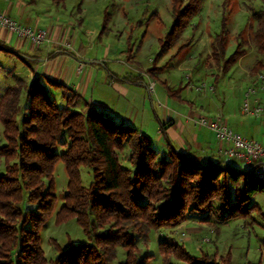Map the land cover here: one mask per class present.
<instances>
[{
    "label": "trees",
    "instance_id": "obj_1",
    "mask_svg": "<svg viewBox=\"0 0 264 264\" xmlns=\"http://www.w3.org/2000/svg\"><path fill=\"white\" fill-rule=\"evenodd\" d=\"M202 2L170 0L171 24L157 40L161 54L181 39ZM224 15L212 50L216 62L222 64V75L246 53L242 48L245 41L238 42L233 53L224 58L228 44ZM250 18L257 22L254 40L263 57L256 65L264 68V11L254 10ZM104 21H109V15ZM237 38L241 41L239 35ZM190 40L185 39L175 54L187 51ZM0 52L17 56L29 69L38 62L2 44ZM55 56L51 54L49 59ZM157 60L158 55L151 68L143 72L149 79L157 78L154 72L165 68L157 67ZM11 75L14 83L0 95L4 140L0 144L4 168L0 174V264H150L153 256L139 257L137 241L146 244L151 232L173 230L189 216L209 219L208 224L216 229L235 220H241L245 227L255 223L252 214L257 205L251 201L264 191V183L254 172L219 161L203 165L194 162L190 155L171 146L165 132L168 123L159 121L167 150L158 153L137 128L99 110L75 89L46 77L27 83ZM141 77L137 74L118 80L141 85ZM159 83L168 97L181 91L180 87L171 91L166 83ZM56 92L63 105L55 98ZM79 103L83 109H77ZM125 146L130 168L124 169L119 153ZM59 162L68 181L55 223L74 219L86 241L63 250L55 246L57 255L50 260L41 247V230L57 203L53 171ZM83 168L91 174L86 187L81 184ZM157 246L161 264H174L172 259L180 264H231L230 254L216 258L215 250L209 249L194 255L170 235Z\"/></svg>",
    "mask_w": 264,
    "mask_h": 264
},
{
    "label": "rangeland",
    "instance_id": "obj_2",
    "mask_svg": "<svg viewBox=\"0 0 264 264\" xmlns=\"http://www.w3.org/2000/svg\"><path fill=\"white\" fill-rule=\"evenodd\" d=\"M8 1L18 2L19 7L16 10L22 8L20 11L22 10L27 20L32 22L26 21L27 23L23 24L11 17L10 19L19 26L44 32L47 39L40 45H33L25 38L22 40L38 50L41 47L44 55L42 58H49V55L54 53L55 55L68 53L80 59L77 67L79 63L83 64L81 77H84V81L90 78L88 88L84 84L83 91L80 92L82 98L86 101L91 98V102L99 110L107 112L117 121L137 128L148 137L150 145L158 153L162 152L160 150L162 144L159 136L160 124L156 116L162 121V111L167 107L166 103H169V106L171 103L175 104L169 99L164 103L162 95L160 97L152 95L154 86L151 88L149 84L153 82L157 89L161 88L159 83L161 78H155L148 83V77L143 75L147 87L122 82L113 89V81L133 77L139 74L137 69H150L153 58L158 55V65H165V68L162 72L155 71L154 75L164 74L166 85L171 91L181 88L177 96H172L173 99L181 100H178V103L186 105V102H183L185 88L196 89L204 85L196 94L199 100L203 101L205 105L203 108L213 114L221 112L227 102L225 109L228 111L233 108L239 116L241 93L243 94L247 86L256 84V75L264 74V68L256 65L263 59L254 40L257 22L250 18L254 10L264 11V0H203L200 12L190 20L181 39L163 54L159 51L157 40L171 24L170 0H64L58 4L54 3V0ZM186 1L184 0L185 3ZM224 13L227 18L228 34L224 58L233 53L238 42L245 41L242 48L246 53L222 75V64L216 62L212 50L215 47L213 38L220 30L221 17ZM106 15H109L108 22L104 21ZM35 20L38 22L33 23ZM238 35L241 41L238 40ZM188 38L191 39V49L175 54L181 43ZM15 59L17 58L0 52V95L4 88L14 83L11 75L13 72L15 77L24 80L27 78L26 69H30L19 59ZM118 75L122 77L119 78ZM25 81L29 83L28 80ZM57 93L55 98L63 105L64 101H61ZM191 97L196 96L192 94ZM21 104L24 106L23 98ZM77 109H83L82 103H79ZM1 132L0 126V144L4 142ZM57 150L60 152L61 147L59 146ZM128 155L129 151L125 146L119 153L120 163L124 169L130 168ZM233 164L249 171L247 165ZM3 171V163L0 162V174ZM80 171L81 184L86 187L91 180V174L85 168ZM53 174L57 203L50 220L41 230V247L46 259L50 260L57 255L55 246L63 250L70 244L78 245L86 241L74 219L61 224L55 223V214L63 204L62 196L66 191L68 179L61 162L56 164ZM257 184L260 188L263 187L258 180ZM251 202L257 205L255 215L252 214L255 219L253 224L244 227L241 220H235L226 224L228 228L219 226L216 229L208 224L211 222L209 219L192 215L173 230L161 229L159 232H151L146 244L137 241L138 255L139 257L152 255L153 259L149 263L161 264L157 245L162 238L170 235L191 254L199 255L200 252H208L210 249L212 252L215 250L216 258L230 254L232 260V253L235 252L240 255L235 264L254 262L257 264L261 260L259 254H262L264 246V191L256 194ZM171 261L180 264L174 259Z\"/></svg>",
    "mask_w": 264,
    "mask_h": 264
},
{
    "label": "crops",
    "instance_id": "obj_3",
    "mask_svg": "<svg viewBox=\"0 0 264 264\" xmlns=\"http://www.w3.org/2000/svg\"><path fill=\"white\" fill-rule=\"evenodd\" d=\"M18 5H19L18 2L13 3V1L0 0V12L13 18L18 23L26 24L27 22H32V20H27L28 18L23 13L22 10L20 11V9L22 8H20L19 11L16 10V8L19 7ZM37 22L38 20H35L33 23H37ZM0 44H2L8 50L18 53V55L20 56L28 57L30 59H39V62L35 63L33 67L30 68V70L26 69L25 76L27 78L25 80H28L30 82L35 77H43V78L46 77L59 81L65 84L66 86L75 89L78 93L83 91L84 84L86 88H88V85L90 83L89 80L90 78H87L84 81L83 80L84 77L83 76L81 77V72L77 71V63L78 60L81 61L80 59L75 58L69 55L68 53L56 54V56L52 59L44 58V57L42 58V56L44 55H42V51L40 50L41 47H39L38 50L30 43H27L26 41L18 38L15 34L10 33L7 29L1 27H0ZM189 49H191L190 45L187 51H189ZM10 56L11 58H17V56H12V55ZM77 57L81 58L79 55H77ZM156 66L162 67L158 65V60ZM137 71L139 74H142L141 78H143L144 75L143 72L145 70L137 69ZM9 72L10 71H7V73ZM12 74L14 75L15 73L13 72ZM164 76L165 75L161 73L160 75H157V78H161V81H165L166 77ZM117 77L121 78L122 76L118 75ZM147 80L149 83L151 82L152 79L148 78ZM120 83L122 82L119 80L113 81L112 82L113 89L114 87L117 88V86H119ZM164 83H166V81ZM141 85L147 87V83L144 78H143V84ZM192 88L188 87L187 89L185 88L184 90L183 102H186L185 103L186 105H184L178 103L179 101L176 99L173 98L170 99L171 97L167 96L166 91H164L162 87L161 88L159 87L157 89V85L154 84L152 95H156L158 97L162 95L161 97L164 98V103H166L165 100L168 101L169 99L175 102V104L180 106L177 107L173 103H171L169 106V103H166L167 107L164 108L162 111V116H163L162 121H166L165 124L168 123V125L165 128V132L169 140V143L177 152L190 155V158L196 163L203 165L206 163H210V162L216 163L217 161H219L226 163L238 170L246 171V168H241L238 165L233 164L239 162L228 161L225 158L220 157L218 155V152L221 148L225 147V145L215 140L213 134L206 128L196 126L194 124V121L198 117H202V116H205L210 119L211 118L214 119L220 116L223 119V121L226 123V125L235 132L240 133L247 139L262 141L261 120L248 116H242L241 114L238 116L236 115L235 109L233 108H230L227 111V109H225V107H227L226 106L227 102L225 107L221 111L224 114H221L220 111L211 114L210 111L203 108L205 105H203V101H200L199 98L197 97L196 95L198 92L197 89H194V87ZM190 93L191 95L195 94L196 97H191ZM85 94L87 95V93ZM241 95H242L241 97H243L242 93ZM258 96L259 99L264 101V90H259ZM90 99L91 98H89V100L87 101L92 103ZM156 117L158 121L162 123L159 116ZM159 136H160V142L162 144V149L160 148V150L164 152L167 150V144L166 142H164L165 140L161 136L160 129H159ZM220 226L221 228H228V225H223V226L220 225ZM262 250H263L262 254H259L261 255V260L257 262V264H264V246ZM232 256H233L232 257L233 259L231 260L232 264H235L237 262L236 260L240 258V255L233 252Z\"/></svg>",
    "mask_w": 264,
    "mask_h": 264
},
{
    "label": "built area",
    "instance_id": "obj_4",
    "mask_svg": "<svg viewBox=\"0 0 264 264\" xmlns=\"http://www.w3.org/2000/svg\"><path fill=\"white\" fill-rule=\"evenodd\" d=\"M0 27L7 29L10 33L15 34L20 39H28L33 45H40L45 42L46 36L42 31H34L28 27L17 25L9 16L0 12ZM83 64H78L77 71H81ZM257 84V85H256ZM256 84L247 86L243 93L239 113L242 116H248L261 120L262 141L247 139L240 133L230 129L223 119L219 116L216 118L198 117L194 124L198 127L209 130L215 140L225 145L218 152V155L228 161L239 162L247 165L249 171L254 172L262 183H264V101L259 99L258 91L264 90V74L256 75ZM151 88L154 83L149 84ZM196 88L197 90H202Z\"/></svg>",
    "mask_w": 264,
    "mask_h": 264
}]
</instances>
